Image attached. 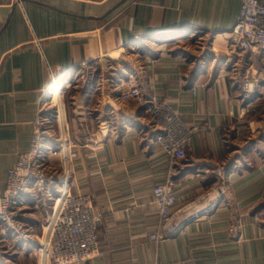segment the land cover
Here are the masks:
<instances>
[{
	"label": "crops",
	"instance_id": "1",
	"mask_svg": "<svg viewBox=\"0 0 264 264\" xmlns=\"http://www.w3.org/2000/svg\"><path fill=\"white\" fill-rule=\"evenodd\" d=\"M240 6L241 0H0V194L17 155L30 147L52 77L95 60L65 88L57 125L77 154L69 190L91 195L100 215L99 251L79 264H264V83L245 100L219 65ZM261 71L264 56L253 66ZM130 72L145 98L166 102L202 128L186 159L171 166L142 104L115 100L113 83ZM169 175L173 210L207 190L211 198L218 187L224 194L214 212L156 243L152 190ZM34 204L26 222L41 234L50 203ZM39 248L8 232L0 264H47Z\"/></svg>",
	"mask_w": 264,
	"mask_h": 264
},
{
	"label": "built area",
	"instance_id": "2",
	"mask_svg": "<svg viewBox=\"0 0 264 264\" xmlns=\"http://www.w3.org/2000/svg\"><path fill=\"white\" fill-rule=\"evenodd\" d=\"M262 56L264 4L259 0H241L237 21L226 43V57L220 66L245 100H251L264 83V71L260 74L253 72L255 61ZM95 63V60H86L76 72L52 77L49 89L41 96L30 147L17 155L15 164L7 173L4 191L0 194V253L3 236L9 232L20 241L40 245L47 264H79L97 255L100 215L95 211L91 195L69 190L68 173L77 154L72 150V141L65 130L62 132L57 127L59 105L65 88L71 87L81 71L95 66ZM60 82L61 93L54 97ZM113 84L117 102L142 104L143 113L157 132L156 141L170 165L186 159L194 135L202 128L189 125L166 102L155 97L145 98L134 72L119 77ZM217 173L220 174V171ZM216 191L212 198L213 192L208 190L199 193L173 210L177 198L175 181L169 175L152 190L157 228L150 238L157 243L174 237L188 223L214 212L224 194L222 187ZM31 201L34 205L50 203L51 214L41 234H36L26 222V209ZM237 228L238 225H233V234Z\"/></svg>",
	"mask_w": 264,
	"mask_h": 264
},
{
	"label": "rangeland",
	"instance_id": "3",
	"mask_svg": "<svg viewBox=\"0 0 264 264\" xmlns=\"http://www.w3.org/2000/svg\"><path fill=\"white\" fill-rule=\"evenodd\" d=\"M133 47H135V46H133ZM187 47V46H186ZM185 47V48H186ZM135 49H137V48H135ZM186 49H188V48H186ZM123 51H121V53H122ZM126 53V52H125ZM125 53H123V55L125 56L126 54ZM132 53V52H131ZM119 55H121L120 53H118ZM129 54V56H130V53H128ZM119 57V56H118ZM134 57H136V56H134V55H131V58H133L134 59ZM219 63V62H218ZM220 65V64H219ZM81 76H82V74H80ZM81 76H78V78L77 79H79V78H81ZM85 76H86V72H84V76H83V79H85ZM82 79V78H81ZM77 81V80H76ZM73 85H74V83H73ZM70 92V91H69ZM69 93H67V95H68ZM64 95H66V92H64L63 93V97H64ZM255 96V95H254ZM63 97H62V99H63ZM66 97V96H65ZM253 99V98H252ZM263 111H261V113H260V115L262 114V113H264V108L262 109Z\"/></svg>",
	"mask_w": 264,
	"mask_h": 264
},
{
	"label": "bare ground",
	"instance_id": "4",
	"mask_svg": "<svg viewBox=\"0 0 264 264\" xmlns=\"http://www.w3.org/2000/svg\"><path fill=\"white\" fill-rule=\"evenodd\" d=\"M136 47H132L131 49H135ZM117 56L116 53H113L112 54V57H115ZM61 88H62V83L60 82L57 86H56V89H55V92L53 94L54 97H58L61 93Z\"/></svg>",
	"mask_w": 264,
	"mask_h": 264
}]
</instances>
